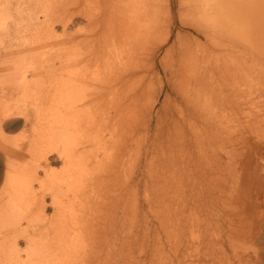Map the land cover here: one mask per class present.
Segmentation results:
<instances>
[{"label": "rangeland", "instance_id": "obj_1", "mask_svg": "<svg viewBox=\"0 0 264 264\" xmlns=\"http://www.w3.org/2000/svg\"><path fill=\"white\" fill-rule=\"evenodd\" d=\"M146 1L14 0L0 37L40 36L46 22L55 37L71 40L59 52L34 53L56 57L55 66L75 59L71 70L86 97L67 117L83 109L104 117L101 132L120 149L110 198L87 215L105 217L100 236L118 221L120 264H264L262 37L208 26L195 0ZM240 1L243 22L250 9L256 18L263 1ZM98 46L106 47V84L85 62ZM51 84L41 77L25 95L10 89L4 101L19 118L0 131V145L28 144L44 131ZM53 159L50 168L59 172L62 162ZM12 163L35 166L29 155ZM6 201L0 195V264H27L20 236L35 228V209L29 201L10 221L1 214ZM45 203L50 217L48 197Z\"/></svg>", "mask_w": 264, "mask_h": 264}, {"label": "bare ground", "instance_id": "obj_2", "mask_svg": "<svg viewBox=\"0 0 264 264\" xmlns=\"http://www.w3.org/2000/svg\"><path fill=\"white\" fill-rule=\"evenodd\" d=\"M12 1L0 0V32L7 29ZM135 1L147 3L146 0ZM262 1L256 18L250 9V17L245 22L240 14V0H195V3L202 7L208 26L226 28L231 33L245 27L250 38L260 34L264 45ZM131 15L135 17V13ZM129 18L123 19L128 31L133 27ZM43 24L47 31L40 36L25 39L6 34L0 37V131L19 118L16 108L4 101L11 88L25 95L35 87L38 78L45 77L52 82L45 97L51 106L44 112V131L28 144L0 145V195L7 199L1 214L11 221L27 208L29 201L33 205L37 218L35 228L23 231L20 236L28 246L27 264H120L123 247L118 221L111 222L109 233L100 236L99 230L106 225L105 217L95 222L87 217L95 206L110 198L113 190L110 183H114L113 176L120 165V149L114 148V135L107 137L101 132L104 117L97 119L83 109L68 119L71 109L77 108L86 97L85 85L71 70L75 59H61L59 66H55L56 57L34 53L40 48H56L59 52L71 41L55 37L54 28L46 22ZM26 53L29 55L13 58ZM106 58V47L103 46L85 55L86 64L94 67L91 73L100 76L104 84L108 77L104 70ZM118 79H121L120 75ZM20 126L21 123H16V128ZM82 126L87 129L81 130ZM94 128L98 131L89 133ZM24 155L35 160L32 169L16 167L12 163L13 159ZM54 155L63 165L59 172L50 168ZM47 197L53 210L50 217L46 215ZM109 207L116 214L120 209L119 200L111 201Z\"/></svg>", "mask_w": 264, "mask_h": 264}]
</instances>
